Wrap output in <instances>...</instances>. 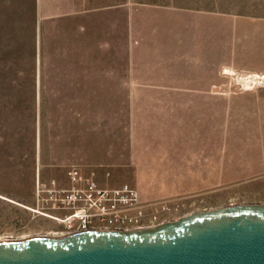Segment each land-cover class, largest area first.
I'll use <instances>...</instances> for the list:
<instances>
[{"label": "rangeland", "instance_id": "obj_1", "mask_svg": "<svg viewBox=\"0 0 264 264\" xmlns=\"http://www.w3.org/2000/svg\"><path fill=\"white\" fill-rule=\"evenodd\" d=\"M147 5L163 10L178 6V18L171 11L162 14V27L177 24L180 38L183 30H189L180 44L183 48L193 44L196 53L203 51L205 65L196 68V74L211 80L203 84L211 91L205 100L209 106L181 111L189 122L178 133V142L200 144L196 153L203 152L195 157L210 159V173L204 169L196 172L202 177L180 179V184L186 182L180 186L183 191L147 203L167 200L180 206L170 220L182 221L165 228L181 226L197 212L234 205L264 207V81L250 77L264 74V0ZM37 10L35 0H0V239L6 240L58 229V221L48 215L45 188L53 179L59 186H68L56 177L63 170L49 163L58 109L52 105L54 100L43 97L36 65L43 57L36 50ZM153 25L143 28L154 29ZM162 140L170 141V134L164 133ZM178 179L155 181L173 186Z\"/></svg>", "mask_w": 264, "mask_h": 264}, {"label": "crops", "instance_id": "obj_2", "mask_svg": "<svg viewBox=\"0 0 264 264\" xmlns=\"http://www.w3.org/2000/svg\"><path fill=\"white\" fill-rule=\"evenodd\" d=\"M35 1L36 50L43 56L36 65L43 97L58 109L49 163L63 170L56 176L60 184L69 186L67 171L78 166L104 186L130 182L147 202L183 191L186 182L180 179L202 177L196 172L204 169L210 173V159L195 157L203 152L196 153L200 144L178 142L189 122L180 112L209 106L211 91L203 84L211 80L196 74L205 56L193 44H180L189 30L180 38L177 24L162 27L169 11L178 18V6L147 5L177 0ZM149 24L154 29L144 30ZM164 133L170 141L162 140ZM217 168L221 171L220 163ZM163 178L179 179L173 186L155 181ZM48 209L52 218L68 213ZM59 224L56 230L63 228ZM167 225L130 232H157Z\"/></svg>", "mask_w": 264, "mask_h": 264}, {"label": "water", "instance_id": "obj_3", "mask_svg": "<svg viewBox=\"0 0 264 264\" xmlns=\"http://www.w3.org/2000/svg\"><path fill=\"white\" fill-rule=\"evenodd\" d=\"M263 208L197 212L181 226L157 232L88 229L0 240V264H264Z\"/></svg>", "mask_w": 264, "mask_h": 264}, {"label": "built area", "instance_id": "obj_4", "mask_svg": "<svg viewBox=\"0 0 264 264\" xmlns=\"http://www.w3.org/2000/svg\"><path fill=\"white\" fill-rule=\"evenodd\" d=\"M251 79L264 81V74H252ZM70 185H57L55 179L46 186L47 201L52 207L65 209V215H51L63 228L56 232L76 233L88 229L125 231L155 227L169 221L180 209L176 202L162 200L143 202L136 187L130 183L117 186L101 185L95 178L84 175L78 166L68 172Z\"/></svg>", "mask_w": 264, "mask_h": 264}, {"label": "bare ground", "instance_id": "obj_5", "mask_svg": "<svg viewBox=\"0 0 264 264\" xmlns=\"http://www.w3.org/2000/svg\"><path fill=\"white\" fill-rule=\"evenodd\" d=\"M44 236H49V237H61V236H63L61 233H59V232H56V230L55 231H50V232H48L46 235H44ZM27 238V237H26ZM0 240H6V239H0ZM8 241H12V240H10V239H7ZM16 240H19V239H16ZM20 240H22V239H20Z\"/></svg>", "mask_w": 264, "mask_h": 264}]
</instances>
